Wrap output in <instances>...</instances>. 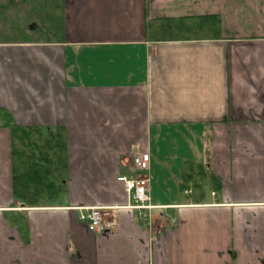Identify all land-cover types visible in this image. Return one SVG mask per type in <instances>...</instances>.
Masks as SVG:
<instances>
[{
	"label": "crops",
	"instance_id": "crops-1",
	"mask_svg": "<svg viewBox=\"0 0 264 264\" xmlns=\"http://www.w3.org/2000/svg\"><path fill=\"white\" fill-rule=\"evenodd\" d=\"M216 15L219 37L152 41L146 22ZM0 264H264V0H63V38L0 40ZM63 127L58 197L12 192L10 129ZM149 156L150 217L118 175ZM184 162L220 189L196 199ZM113 209L89 230L80 214Z\"/></svg>",
	"mask_w": 264,
	"mask_h": 264
},
{
	"label": "trees",
	"instance_id": "trees-1",
	"mask_svg": "<svg viewBox=\"0 0 264 264\" xmlns=\"http://www.w3.org/2000/svg\"><path fill=\"white\" fill-rule=\"evenodd\" d=\"M13 0H8L7 3ZM26 3L27 0H21ZM47 2V1H46ZM49 2V0H48ZM30 9L38 11L41 5ZM6 5L0 3V10ZM57 11L58 13H56ZM48 29L55 30L56 38H63V0L55 8L47 6ZM57 15V16H56ZM48 30V31H49ZM220 19L216 15L164 17L147 20L146 37L152 41L201 40L219 37ZM23 41H29L23 36ZM2 111V110H0ZM4 123L10 129V157L12 192L16 198L31 206H45L59 195V184L66 173V136L63 127L45 129L18 126L7 113ZM181 189L190 188L196 199L204 189L218 191L219 178L207 172V166L184 162L180 174Z\"/></svg>",
	"mask_w": 264,
	"mask_h": 264
},
{
	"label": "built area",
	"instance_id": "built-area-1",
	"mask_svg": "<svg viewBox=\"0 0 264 264\" xmlns=\"http://www.w3.org/2000/svg\"><path fill=\"white\" fill-rule=\"evenodd\" d=\"M149 156L146 152H137L132 156L130 173L128 175H118L116 180L123 184L131 206L137 210L140 220H148L150 217L149 205ZM189 189H183V194L189 193ZM80 219L86 227L96 233H104L116 224L113 209L109 207H90L80 214Z\"/></svg>",
	"mask_w": 264,
	"mask_h": 264
},
{
	"label": "rangeland",
	"instance_id": "rangeland-1",
	"mask_svg": "<svg viewBox=\"0 0 264 264\" xmlns=\"http://www.w3.org/2000/svg\"><path fill=\"white\" fill-rule=\"evenodd\" d=\"M7 1L0 0L1 4L6 5L0 10V40H23V36H26L28 40L56 38L55 30L50 31L47 28L45 10L48 5L55 8L58 0H49V2L48 0H27L26 3H22L21 0H13L9 3ZM34 2L41 5L38 11L34 10L35 12L30 10L33 9ZM204 194L210 196L208 188L204 189Z\"/></svg>",
	"mask_w": 264,
	"mask_h": 264
}]
</instances>
